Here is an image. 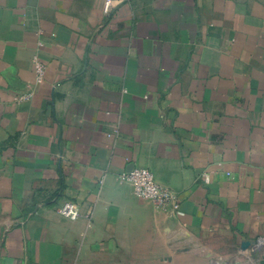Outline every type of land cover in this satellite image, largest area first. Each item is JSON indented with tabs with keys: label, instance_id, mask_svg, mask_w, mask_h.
<instances>
[{
	"label": "crops",
	"instance_id": "0c3cea01",
	"mask_svg": "<svg viewBox=\"0 0 264 264\" xmlns=\"http://www.w3.org/2000/svg\"><path fill=\"white\" fill-rule=\"evenodd\" d=\"M104 2L0 0V264H198L222 233L264 251V0ZM132 166L179 207L135 196Z\"/></svg>",
	"mask_w": 264,
	"mask_h": 264
},
{
	"label": "built area",
	"instance_id": "2783aa9c",
	"mask_svg": "<svg viewBox=\"0 0 264 264\" xmlns=\"http://www.w3.org/2000/svg\"><path fill=\"white\" fill-rule=\"evenodd\" d=\"M111 0H105L103 10L108 12ZM34 71L38 82L44 77L45 66L42 61L34 56ZM30 94H24L19 99H26ZM123 181L132 186L135 196L143 200L152 202L155 206L162 209L176 210L179 207V201L174 192L166 186L160 184L155 179L153 172L142 166H132L129 170L121 172L119 176ZM204 183H209L208 172L201 173ZM57 213L65 218L75 220L79 217L78 207L72 201L63 202L57 209Z\"/></svg>",
	"mask_w": 264,
	"mask_h": 264
},
{
	"label": "rangeland",
	"instance_id": "374dc122",
	"mask_svg": "<svg viewBox=\"0 0 264 264\" xmlns=\"http://www.w3.org/2000/svg\"><path fill=\"white\" fill-rule=\"evenodd\" d=\"M253 245L257 242L243 246V241L234 240L230 233L209 235L198 242V264H257L260 254L251 248Z\"/></svg>",
	"mask_w": 264,
	"mask_h": 264
},
{
	"label": "water",
	"instance_id": "95a60500",
	"mask_svg": "<svg viewBox=\"0 0 264 264\" xmlns=\"http://www.w3.org/2000/svg\"><path fill=\"white\" fill-rule=\"evenodd\" d=\"M243 246H249V242H243ZM255 252H260L259 258L257 259V264H264V251L260 244H257L253 247Z\"/></svg>",
	"mask_w": 264,
	"mask_h": 264
}]
</instances>
